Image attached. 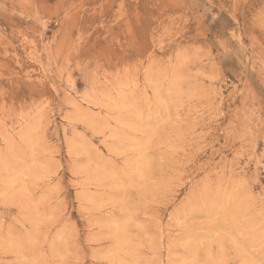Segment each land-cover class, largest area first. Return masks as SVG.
I'll return each mask as SVG.
<instances>
[{
	"label": "rangeland",
	"instance_id": "obj_1",
	"mask_svg": "<svg viewBox=\"0 0 264 264\" xmlns=\"http://www.w3.org/2000/svg\"><path fill=\"white\" fill-rule=\"evenodd\" d=\"M0 264H264V0H0Z\"/></svg>",
	"mask_w": 264,
	"mask_h": 264
}]
</instances>
